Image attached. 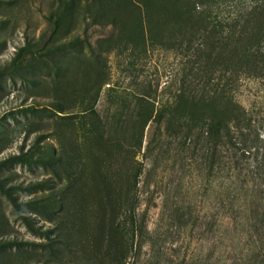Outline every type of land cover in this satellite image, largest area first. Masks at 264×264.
Returning <instances> with one entry per match:
<instances>
[{"label": "rangeland", "instance_id": "rangeland-1", "mask_svg": "<svg viewBox=\"0 0 264 264\" xmlns=\"http://www.w3.org/2000/svg\"><path fill=\"white\" fill-rule=\"evenodd\" d=\"M258 36L264 0H0V264H264Z\"/></svg>", "mask_w": 264, "mask_h": 264}, {"label": "trees", "instance_id": "trees-1", "mask_svg": "<svg viewBox=\"0 0 264 264\" xmlns=\"http://www.w3.org/2000/svg\"><path fill=\"white\" fill-rule=\"evenodd\" d=\"M257 39H258L259 41H258V43H257V48L255 49V54L253 55V57H254V62H255V64H256V67L259 66V65H263V66H264V51H263L262 48L260 47V44H261L262 42H264V37H260V36H258ZM259 42H260V43H259ZM235 111H236V109H233V112H235ZM236 118H237V117H236ZM235 120L238 121V124L241 123V122H240V118L235 119ZM213 128H214V127H213ZM245 129H246V128H245ZM210 130H211V129H210ZM219 130H220V129H217V128L212 129V130H211V134L214 135V136H216V137H220ZM233 130L238 131L239 129L234 128ZM231 131H232V129H231ZM241 133H243V132H241ZM243 140H244V139H242V141H241L242 143H243ZM245 143H247V140L244 141V144H245Z\"/></svg>", "mask_w": 264, "mask_h": 264}]
</instances>
